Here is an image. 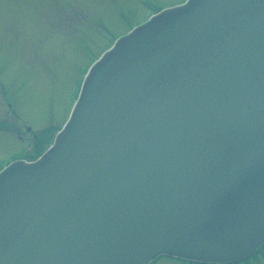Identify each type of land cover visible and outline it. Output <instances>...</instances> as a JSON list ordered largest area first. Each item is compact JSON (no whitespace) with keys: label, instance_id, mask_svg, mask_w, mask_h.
<instances>
[{"label":"water","instance_id":"95a60500","mask_svg":"<svg viewBox=\"0 0 264 264\" xmlns=\"http://www.w3.org/2000/svg\"><path fill=\"white\" fill-rule=\"evenodd\" d=\"M263 242L264 0L154 15L53 144L0 173V264H224Z\"/></svg>","mask_w":264,"mask_h":264},{"label":"rangeland","instance_id":"374dc122","mask_svg":"<svg viewBox=\"0 0 264 264\" xmlns=\"http://www.w3.org/2000/svg\"><path fill=\"white\" fill-rule=\"evenodd\" d=\"M184 1L0 0V163L26 151L15 137L25 144L64 125L87 72L118 39ZM150 264L190 263L160 257ZM237 264H264V254Z\"/></svg>","mask_w":264,"mask_h":264},{"label":"flooded vegetation","instance_id":"af4514ba","mask_svg":"<svg viewBox=\"0 0 264 264\" xmlns=\"http://www.w3.org/2000/svg\"><path fill=\"white\" fill-rule=\"evenodd\" d=\"M8 107L10 108L11 107V105H8ZM14 117H16V115H14ZM5 121V123H4V126H3V128H5V130L7 131V132H9L12 136H14L15 137V135H13L12 133L13 132H10L9 130H7L8 128V124H10V123H8L7 122V120H4ZM8 125V126H7ZM10 128V127H9ZM14 130V132H16L17 134H20L19 132H17V131H19L17 128H14L13 129ZM29 130H28V128L26 127V132H28ZM49 135V134H48ZM16 139H18V140H20L21 142H22V144L26 147V152L27 151H31V152H25V154L23 155V156H27V155H30V153H31V155H33L32 157H35V156H37L39 153H38V149H39V145H38V148H36L37 149V151L36 152H34V149H35V147H36V145L34 144V141L31 139V141L30 142H25V144L23 143V140L21 139V136H20V138H17V137H15ZM34 154H35V156H34ZM30 155V156H31ZM32 157H29V158H32ZM10 158L11 159H15V158H23L22 156H17V155H15V154H13L12 156H10Z\"/></svg>","mask_w":264,"mask_h":264},{"label":"trees","instance_id":"16d2710c","mask_svg":"<svg viewBox=\"0 0 264 264\" xmlns=\"http://www.w3.org/2000/svg\"><path fill=\"white\" fill-rule=\"evenodd\" d=\"M49 141H51V137L50 138H47ZM47 140V141H48ZM44 149H43V147L41 148V149H39V151H38V153L40 154L42 151H43Z\"/></svg>","mask_w":264,"mask_h":264}]
</instances>
